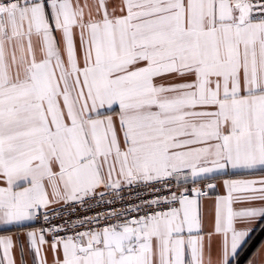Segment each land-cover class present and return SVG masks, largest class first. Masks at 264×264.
<instances>
[{
  "label": "snow or ice",
  "instance_id": "6c2138e0",
  "mask_svg": "<svg viewBox=\"0 0 264 264\" xmlns=\"http://www.w3.org/2000/svg\"><path fill=\"white\" fill-rule=\"evenodd\" d=\"M256 172L264 0H0V226L40 223L32 264H238Z\"/></svg>",
  "mask_w": 264,
  "mask_h": 264
},
{
  "label": "crops",
  "instance_id": "0c3cea01",
  "mask_svg": "<svg viewBox=\"0 0 264 264\" xmlns=\"http://www.w3.org/2000/svg\"><path fill=\"white\" fill-rule=\"evenodd\" d=\"M260 176H264V173L256 172L251 176H235L232 178H259ZM227 178V177H224ZM219 194H223V189L220 190ZM213 207L212 200L204 201V208L207 211H211ZM260 224H264V221H260ZM34 228L33 224L29 227L25 226H0V235H11L14 240L18 242L24 243V259L21 261L19 248L16 249L15 258L16 264H32V255L28 251L27 242L25 239V233L28 230ZM211 228V217L209 216L205 223V230H209ZM52 255L48 253V261L51 264ZM249 261L252 264H264V231H260L259 229L253 233L251 240L249 241V245L245 247L243 251H241L238 257V264H249Z\"/></svg>",
  "mask_w": 264,
  "mask_h": 264
},
{
  "label": "built area",
  "instance_id": "2783aa9c",
  "mask_svg": "<svg viewBox=\"0 0 264 264\" xmlns=\"http://www.w3.org/2000/svg\"><path fill=\"white\" fill-rule=\"evenodd\" d=\"M41 223H42V221H41ZM32 224H33L34 228H39L40 227V223L33 222Z\"/></svg>",
  "mask_w": 264,
  "mask_h": 264
}]
</instances>
